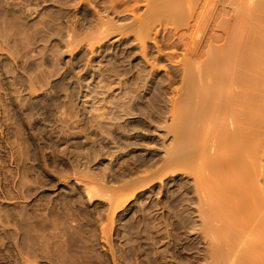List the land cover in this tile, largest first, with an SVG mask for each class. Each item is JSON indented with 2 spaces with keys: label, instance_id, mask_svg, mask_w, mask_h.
<instances>
[{
  "label": "rangeland",
  "instance_id": "374dc122",
  "mask_svg": "<svg viewBox=\"0 0 264 264\" xmlns=\"http://www.w3.org/2000/svg\"><path fill=\"white\" fill-rule=\"evenodd\" d=\"M116 1L0 0V264L206 263L194 176L165 154L183 47L157 24L177 61H155L147 1Z\"/></svg>",
  "mask_w": 264,
  "mask_h": 264
},
{
  "label": "bare ground",
  "instance_id": "6f19581e",
  "mask_svg": "<svg viewBox=\"0 0 264 264\" xmlns=\"http://www.w3.org/2000/svg\"><path fill=\"white\" fill-rule=\"evenodd\" d=\"M146 1L155 61L176 60L162 53L157 24L173 27L184 50L185 110L170 98L184 126L174 124L165 154L194 176L205 264H264V0Z\"/></svg>",
  "mask_w": 264,
  "mask_h": 264
}]
</instances>
